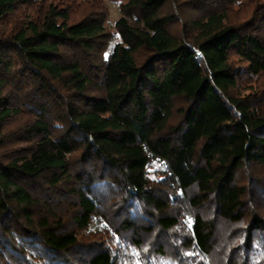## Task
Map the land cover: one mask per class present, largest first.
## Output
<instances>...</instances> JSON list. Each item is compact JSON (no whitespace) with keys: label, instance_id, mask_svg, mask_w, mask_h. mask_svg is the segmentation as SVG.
Instances as JSON below:
<instances>
[{"label":"trees","instance_id":"1","mask_svg":"<svg viewBox=\"0 0 264 264\" xmlns=\"http://www.w3.org/2000/svg\"><path fill=\"white\" fill-rule=\"evenodd\" d=\"M111 1L0 0V264H264V0Z\"/></svg>","mask_w":264,"mask_h":264},{"label":"rangeland","instance_id":"2","mask_svg":"<svg viewBox=\"0 0 264 264\" xmlns=\"http://www.w3.org/2000/svg\"><path fill=\"white\" fill-rule=\"evenodd\" d=\"M106 6L109 12L107 25L110 29L114 28L115 21L120 17V9L116 2L111 0H105Z\"/></svg>","mask_w":264,"mask_h":264},{"label":"snow or ice","instance_id":"3","mask_svg":"<svg viewBox=\"0 0 264 264\" xmlns=\"http://www.w3.org/2000/svg\"><path fill=\"white\" fill-rule=\"evenodd\" d=\"M105 58H107V54H106ZM189 227H191V222H189Z\"/></svg>","mask_w":264,"mask_h":264}]
</instances>
